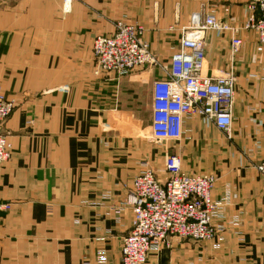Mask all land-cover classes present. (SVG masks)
<instances>
[{"label":"crops","instance_id":"obj_1","mask_svg":"<svg viewBox=\"0 0 264 264\" xmlns=\"http://www.w3.org/2000/svg\"><path fill=\"white\" fill-rule=\"evenodd\" d=\"M0 0V92L15 104L1 128L12 145L0 168V264H121L133 212L125 202L147 163L165 182L167 154L187 173L212 172L225 200L213 240L174 239L146 264H264V46L248 0ZM213 13L239 29L206 34L204 73L233 68L238 90L232 137L200 117L168 147L151 140L153 84L165 72L139 67L121 78L96 74L93 41L119 20L146 27L145 40L168 66L181 28ZM122 207L117 215L115 209Z\"/></svg>","mask_w":264,"mask_h":264},{"label":"built area","instance_id":"obj_2","mask_svg":"<svg viewBox=\"0 0 264 264\" xmlns=\"http://www.w3.org/2000/svg\"><path fill=\"white\" fill-rule=\"evenodd\" d=\"M67 9L71 0H65ZM249 17L241 30L256 34L264 46V0H248ZM231 34L230 53L234 58L242 48L239 29L221 21L214 14H195L183 27L178 51L168 66L162 65L144 41L145 29L125 21L115 24L108 36H97L93 55L98 74L121 78L139 67L160 68L165 75L153 84L151 139L155 142L180 141L185 135V122L192 117L208 120L225 134L232 136L237 76L233 68L216 75L204 73L206 64V34ZM15 108L12 100L0 92V168L12 156L8 135L1 132ZM133 180L125 202L133 212L131 233L123 239L121 264H146L151 251L171 248L174 239L207 242L221 231L214 222L221 217L225 200L213 197L217 176L213 173H187L182 158L165 156V182L144 163ZM264 177V153L255 166ZM11 204H0L7 212ZM123 208H116L119 215ZM99 264H106L100 255Z\"/></svg>","mask_w":264,"mask_h":264},{"label":"rangeland","instance_id":"obj_3","mask_svg":"<svg viewBox=\"0 0 264 264\" xmlns=\"http://www.w3.org/2000/svg\"><path fill=\"white\" fill-rule=\"evenodd\" d=\"M71 3V2H70ZM63 9L66 11V12H68V9H67V3L65 2V0H64V2H63ZM210 14V13H209ZM211 14H213V13H211ZM215 15V14H214ZM119 21H123V20H119ZM118 22V21H117ZM128 23V22H127ZM130 25H133V26H142L144 29H145V33H144V41H146L148 44H149V46H150V48H151V44L147 41V40H145V34H146V31H147V29H146V27L145 26H143L142 24H139V23H129ZM180 30H182V28L180 29ZM94 42V41H93ZM152 50V49H151ZM178 51V50H177ZM153 52V51H152ZM175 54V53H174ZM173 54V55H174ZM173 57V56H172ZM172 59V58H171ZM96 64V63H95ZM237 85L238 84H236V87H237ZM238 90L236 89V95H235V100H236V98H237V94H238V92H237ZM233 133V132H232ZM223 134V133H222ZM226 138H228L225 134H223ZM232 136V135H231ZM151 138V137H150ZM228 139H230V138H228ZM152 140V139H151ZM153 141V140H152ZM155 142V141H154ZM156 144H157V146L158 147H168V146H170L171 145V142H155ZM200 173H212V172H206V171H204V172H200ZM213 174H215V173H213ZM216 175V174H215ZM8 212V211H7Z\"/></svg>","mask_w":264,"mask_h":264}]
</instances>
